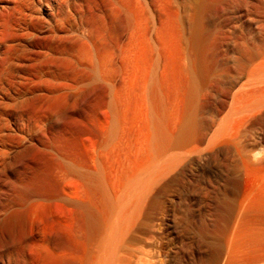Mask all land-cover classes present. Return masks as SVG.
Returning a JSON list of instances; mask_svg holds the SVG:
<instances>
[{
  "label": "rangeland",
  "instance_id": "obj_1",
  "mask_svg": "<svg viewBox=\"0 0 264 264\" xmlns=\"http://www.w3.org/2000/svg\"><path fill=\"white\" fill-rule=\"evenodd\" d=\"M30 2L0 0V264H264V0Z\"/></svg>",
  "mask_w": 264,
  "mask_h": 264
},
{
  "label": "bare ground",
  "instance_id": "obj_2",
  "mask_svg": "<svg viewBox=\"0 0 264 264\" xmlns=\"http://www.w3.org/2000/svg\"><path fill=\"white\" fill-rule=\"evenodd\" d=\"M14 2H15V4H16V9H18V11H19V14L20 15H22V16H24V18L25 17H31L32 16V13H30V11H31V9H32V4H31V2H30V0H14ZM1 22H0V26H1ZM185 77H186V87H187V95H188V102H189V106H191L193 103H194V101L196 100V98H197V96H198V91H199V81H198V78H197V75L195 74V72L194 71H188L187 73H185ZM155 83V82H154ZM154 83H152V84H154ZM250 86V83H248V84H246V85H244V87H249ZM154 87V86H153ZM156 87V86H155ZM157 88V87H156ZM160 116V115H159ZM162 116V115H161ZM160 119H162V118H160ZM158 122V121H157ZM160 122V121H159ZM186 124H182V126H181V131H183V133L184 132H188L189 130V128L187 127L186 128V126H188V125H186ZM163 127V126H162ZM161 127V129L159 130V128H158V131H157V138L159 139V141H158V139H157V141L158 142H161V144L160 145H162L163 147H170L171 145H173V144H175V145H183L184 143H183V141H188L189 140V138L188 137H191V135H189V133H190V131L187 133V134H181V136L179 135L178 137H169V135H166L165 134V131H163L162 128ZM165 130V129H164ZM187 130V131H186ZM182 133V132H181ZM184 135V136H183ZM187 138H188V140H187ZM181 143V144H180ZM89 179V178H88ZM105 193H107V192H105ZM107 195V194H106ZM109 198V197H108ZM109 200H111L110 201V203H111V205L112 206H110V207H113L115 204H116V202H115V204L113 203L114 202V200L113 199H110L109 198ZM108 200V201H109ZM113 201V202H112ZM114 205H113V204ZM109 207V208H110ZM115 207V206H114ZM115 209V208H114ZM111 210V209H110ZM113 210V209H112ZM110 222V221H109ZM99 223V222H98ZM103 223V222H102ZM105 223V222H104ZM106 224H107V222H106ZM105 224V225H106ZM110 224H112L111 222H110ZM109 224V225H110ZM108 225V224H107ZM102 226V225H101ZM100 226V227H101ZM99 227V228H100ZM103 227V226H102ZM102 227H101V229H102ZM106 227V226H105ZM111 227V229L113 228L111 225L109 226V228ZM98 228V229H99ZM107 228H108V226H107ZM107 228H103L104 230H106ZM109 228L107 229L108 231H109ZM102 229V230H103ZM102 230H100V231H102ZM99 231V232H100ZM108 231H106V232H108ZM103 232V231H102ZM106 232H103V233H105V237L103 238V239H105V238H107V241H108V243H107V241L105 242V240H102V238H101V241L103 242L104 241V243H107V244H105V248H109L110 246H108L109 245V243L112 241V238L111 237H106L107 236V234H106ZM101 233V232H100ZM104 236V235H103ZM109 236V235H108ZM110 238V239H109ZM109 239V240H108ZM101 242V243H102ZM103 243V244H104ZM103 244H102V246H103ZM107 246V247H106ZM104 247V246H103Z\"/></svg>",
  "mask_w": 264,
  "mask_h": 264
}]
</instances>
